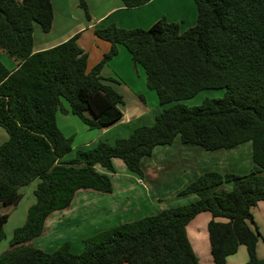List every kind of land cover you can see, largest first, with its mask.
Returning <instances> with one entry per match:
<instances>
[{"label":"trees","instance_id":"1","mask_svg":"<svg viewBox=\"0 0 264 264\" xmlns=\"http://www.w3.org/2000/svg\"><path fill=\"white\" fill-rule=\"evenodd\" d=\"M121 1L132 8L151 0ZM193 1L197 20L185 29L165 16L148 28L114 22L96 28L110 49L88 70L78 34L33 51L35 24L46 33L52 29V0H0V127L9 136L0 145V207L17 205L20 189L39 180L35 202L25 223L14 230L0 264H200L186 226L203 211L212 215L208 232L216 264H227L242 245L247 264H264L256 253L260 232L252 213L264 200V0ZM79 6L90 19L87 0H79ZM119 45L145 69L147 86L160 104L172 105L153 124L135 127L113 145L99 141L65 161L74 137L57 123L63 99L89 129L123 117L122 94L101 75ZM3 53L13 66L2 60ZM205 89H222L223 96L195 106L181 102ZM177 136L206 150L250 142L253 168L245 175L205 171L183 190L197 200L92 236L80 253L72 252L68 242L53 252L33 245L48 216L69 207L78 190L112 191L110 176L98 168L115 172L113 160L120 158L142 177V158ZM8 219L0 211V241Z\"/></svg>","mask_w":264,"mask_h":264},{"label":"crops","instance_id":"2","mask_svg":"<svg viewBox=\"0 0 264 264\" xmlns=\"http://www.w3.org/2000/svg\"><path fill=\"white\" fill-rule=\"evenodd\" d=\"M72 1L75 6L79 4V0ZM183 1L182 5L180 1L173 3V0H151L145 5L128 8L121 0H87L90 19H86L81 12H78L76 17L68 14L63 21L66 23V27L61 26L54 33V27L57 23V10L54 0H52L54 9L52 29L47 33L41 32L42 30L37 28V24H35L33 51L51 48L78 34L77 42L87 52V69L91 70L110 49V43L96 35V28L105 27L112 22L124 28H148L162 16H166L170 21L176 20L178 22L180 21L178 19L190 15L188 10L196 22L197 8L195 2L193 4L192 0ZM187 4L188 10H186ZM78 7L76 9H79ZM181 27L182 29L186 28L182 25ZM101 75L103 77L102 73ZM114 80L116 79L112 77L108 80L103 79L105 83H113L115 88ZM116 83L120 84L119 82ZM124 104L125 99L123 97V104L120 105L123 117L108 127L100 128L102 133H107L116 126L126 125L130 128L127 133L130 135L134 128L139 126L137 122L149 115L146 106L142 109L136 108L125 112L122 109ZM245 155H250L251 158L250 142L232 148L206 150L199 145L183 142L177 136L172 144L159 145L154 149L151 156L142 158L143 177H137L135 173L125 168L115 158L113 160L114 167H122L125 175L98 168L99 171L110 176L113 184L112 191L105 193L93 189L78 190L69 207L55 211L48 216L45 221L44 232L33 239V245L47 252H52L59 248L63 242L70 240L71 250H76L74 253H80L85 248V240L92 236L121 224L156 214L165 208L182 206L197 200V195L184 194L183 190L205 171H218L222 174L227 172L248 174L253 168V162H248L244 157ZM200 156L202 159L198 160V157L201 158ZM231 158L237 162L233 164L234 167L240 166V169L237 167V169L230 171L226 167ZM242 169L244 171H241ZM179 181L183 185L176 187L173 183ZM229 187L230 185H225L226 189ZM252 213L260 232L256 248L257 257L264 260V200L258 202L252 209ZM211 219V213L203 211L186 226L189 243L200 264H216L211 252L208 232V223ZM248 258L247 248L242 245L237 253L227 258V264H247Z\"/></svg>","mask_w":264,"mask_h":264},{"label":"rangeland","instance_id":"3","mask_svg":"<svg viewBox=\"0 0 264 264\" xmlns=\"http://www.w3.org/2000/svg\"><path fill=\"white\" fill-rule=\"evenodd\" d=\"M175 1H180L182 5L184 2L183 0H173V3ZM192 2L194 4L193 0ZM54 5L57 10V23L54 27V30H55L54 33H56L61 26H63V28L66 27L65 26L66 23L63 21L66 19L68 14H71L72 16L76 17L78 16V12H81V14H83L85 18L87 19L85 11L79 6V4L75 6L72 0H54ZM77 7L79 9H76ZM186 10H188V4L186 6ZM188 13L190 14L188 15L189 18L183 17V18L178 19L180 21L177 20L184 27H188V26L195 24L194 18L191 17L190 10H188ZM36 26L37 28H40V30H42L39 24H37ZM41 32H44V31L42 30ZM1 58L9 67L13 66L12 60H10V58L5 53L1 55ZM102 74H103V77L106 78L107 80L111 77L113 79H116L114 80L115 82L114 86H115V89L117 88V91H119L125 99V104L122 105V109L125 112L131 109L134 110L136 108L142 109V107L146 106V108L149 111L148 112L149 115H147L144 119L139 120V122H137L138 125L153 124L155 121V116L158 113H160L165 107H169L170 105H172V104H168V105L160 104L157 93L147 86L145 69L140 64L138 65L134 64L131 54L122 45H120V50L118 54L115 55L112 59L109 60V62L105 64ZM116 82H119L120 84L118 85ZM108 83L113 86V83L111 82H108ZM222 96H223L222 89H205V90L200 91L193 98L183 100L181 102L188 106H195V105L201 104L205 98H218ZM65 109L67 110L65 111ZM57 123L60 129L67 136L74 137L73 150L64 157L65 161H69L70 159L74 158L78 151L88 150L94 147L95 143H97L100 140L113 145L117 137H127V135L129 136V134L127 133L130 129L126 125L116 126L107 133H102V131H100L99 129H89V127L85 123H83V121L77 115L73 114L70 111L69 103L64 99L62 100L61 108H59L57 112ZM8 138L9 136L6 130L0 127V145L4 143L5 141H7ZM244 157H246V160H248V162H253L252 155H251V158H250V155H245ZM200 159H202V157L201 158L198 157V160ZM232 159L233 158L230 159V162L227 163V166H226L228 167L230 171H232L233 169H237L238 167V166H236V168L234 167L233 164L237 162ZM116 160H118V162L123 164L125 168H128L122 159L116 158ZM222 164L226 165L224 163ZM238 168L240 169L241 167L239 166ZM241 171H244V170L242 169ZM115 172H119L120 175H123V174L125 175V173H123L122 167H119V166L115 168ZM131 172L133 171L131 170ZM135 175H137V177H141L137 173H135ZM242 175H245V174H242ZM38 181L39 180H35L31 184L24 186L20 189V193L22 194V199L17 205H9V206L2 205L0 207L1 212L9 214V219L4 227L6 237L2 241H0V255L4 251L9 249L10 241L12 239L14 230L17 227L22 226L25 223L27 219L29 207L35 202L34 190L37 187ZM173 184L176 187H179V186L181 187L183 185V183H181L180 181L177 183H173ZM57 211H60V210H57ZM67 242L69 243L70 250H71L70 240L63 242V244ZM71 251L75 252L76 250H71Z\"/></svg>","mask_w":264,"mask_h":264},{"label":"built area","instance_id":"4","mask_svg":"<svg viewBox=\"0 0 264 264\" xmlns=\"http://www.w3.org/2000/svg\"><path fill=\"white\" fill-rule=\"evenodd\" d=\"M140 182H142V181H140Z\"/></svg>","mask_w":264,"mask_h":264}]
</instances>
